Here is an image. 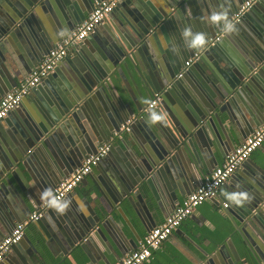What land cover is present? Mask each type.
<instances>
[{"label":"crops","instance_id":"1","mask_svg":"<svg viewBox=\"0 0 264 264\" xmlns=\"http://www.w3.org/2000/svg\"><path fill=\"white\" fill-rule=\"evenodd\" d=\"M42 2L44 4L41 7L37 6V13L34 15L39 25L37 28L32 23L26 25L25 21H12L0 4V30L5 31L4 39L9 38L5 47L0 48V97L15 87L28 73V68L21 64L22 60L31 62L29 60L31 57L35 61L31 64L40 63L49 49L71 32L65 28L66 26L63 28L64 23L66 21L73 23L78 14L86 18L93 7V0H85V7L82 0ZM146 4H149L151 10L159 6L156 0H124L122 5L115 7L105 23L114 26L118 20H127L128 17L131 19V22L127 20L130 25L140 24ZM130 15L132 17H129ZM193 20L187 14H183L182 19L178 21L168 24L161 22L159 25L164 28L150 36L148 42L151 46L144 50L145 55L150 57L156 55L155 63L159 62L161 66L171 60V56L176 59L182 57L180 65L183 67L185 58L193 52L189 48V45L195 42L191 29L195 24ZM3 25H7L9 30L1 29ZM103 25L104 23L97 26L77 47L70 50L39 84V88L31 89L18 107L0 121L1 169L5 168L7 159L19 154L16 153L17 144L21 148L25 147L24 155L29 159L19 164L20 173L15 175L16 178L9 175L8 182L0 180V239H2L9 234L13 227L12 223L18 222L17 219H25L35 210L39 197L49 195L55 184L70 174L52 179L47 174L48 164L59 162L64 168L63 164L72 167L74 160L79 159L76 151L80 153L79 157L81 156V144L84 143L81 132L76 135V140L71 136L73 138L71 149L74 153L72 161L64 162L60 154L53 149L52 143L49 145L40 143L33 147L26 144L30 131L35 133L37 129L41 133L44 130L45 124L44 119H41L40 107L45 104L51 113H56L62 108L67 110L72 106L75 108L72 101L77 102L84 92L86 93L84 90L87 84L94 82L93 86L96 85L99 75L103 73L105 76L103 82L107 88L101 86L102 91L99 95L92 88L94 93L90 94L94 111L101 112L100 121L105 124L103 125L108 135L96 134V138L100 137V140H97L98 145L107 141L111 130L120 120L135 117L130 131L113 141L105 157L73 191L62 201L48 206L37 221L25 227L19 244L22 251L27 255V239L40 237L42 252L48 264H115L121 257L133 251L151 228L160 225L205 176L223 163L227 153L264 121V102H252L254 98H250V94L237 95L231 98L225 110L227 113L225 111L219 113L217 117H213L212 123L206 119L201 124L196 148L201 161L199 166L196 167L182 153L170 156L167 168L159 175L154 177L152 173L151 176L142 175L144 170L147 172L148 165L156 164L163 153L162 150L170 151L169 145L175 142V137L168 129L161 111L174 120L175 115L179 116L180 120L183 118L187 120V114H192L194 109L202 106V103L197 105L194 102V105H191L192 95H188L186 106L181 108V103L174 99L178 92L173 94L168 92L171 100L168 101L164 96L166 92L147 89L144 82L150 83L151 78L142 61L140 66L144 77L130 63H127L126 67L122 64L115 65L112 62V53L101 46L107 31ZM76 26L77 24L74 27ZM240 27L220 41L222 48L216 55L222 60H224L222 56H225L243 61L238 38L241 37L244 25ZM12 31L18 35L13 34L12 38L8 35ZM176 38L182 40L183 45H180V41H175ZM185 46L188 51L183 52ZM226 67L234 72L231 66ZM193 72L191 77L183 75L182 78L185 85L190 86V91L192 89L195 96L201 99V91L194 86L193 81L194 77L201 75V70L195 67ZM10 87L12 88L9 89ZM155 93L160 96L157 108L137 118L141 109ZM83 122L88 124L86 117ZM72 126L71 130L66 129L68 135H72L70 131L79 127L74 119ZM61 145L63 147V143ZM94 147L96 148V144ZM256 167L264 171V142L221 186L216 199L207 200L197 206L143 264H258V260L251 257L244 261L245 254L242 253L235 226L226 210L221 208V202L228 203L227 210L232 205L229 195L234 188L230 187L231 183L233 187L240 185L241 179L238 177L244 176L249 169H257ZM122 176L131 181L142 180L143 200L135 196L131 190H128L130 200L126 198L125 186H122L120 180ZM144 177L149 180V185ZM227 185L230 190L226 188ZM61 208L63 211H58ZM259 213L257 217L264 224V210L260 209ZM9 214L13 217L10 218ZM86 226L91 228L88 229ZM253 226L256 230L253 228L251 232L254 240L261 245L259 252L264 258V227ZM80 231L85 232L82 237H86L87 240L74 245L70 235L75 236ZM24 244H27L26 248ZM16 252L17 249L13 254L9 252L6 255H10L13 260ZM5 259L6 257L0 264L5 263Z\"/></svg>","mask_w":264,"mask_h":264},{"label":"water","instance_id":"2","mask_svg":"<svg viewBox=\"0 0 264 264\" xmlns=\"http://www.w3.org/2000/svg\"><path fill=\"white\" fill-rule=\"evenodd\" d=\"M82 1L85 7V0ZM244 1L245 0H156L159 5L157 9L152 8L151 10L149 4L144 5L143 18L140 24L130 25L127 20L131 22V19L128 17L126 18L127 20H118L117 24L114 26L112 24H106V21L104 22L102 27L107 31L104 34L105 40L102 41L101 46L103 49L112 53V62L115 65L122 64L126 67L127 63H130L143 76L140 66L142 61L144 66L147 67L148 74L151 78L150 83H148L149 85L143 81L147 89L156 92H166L164 96L167 97L166 99H168V101H171L168 92L172 94L178 92L177 95H174L176 97L174 99H177L178 103H181V108L186 106L188 95H192L191 105H194V102L197 105L200 102L202 103V106L200 105V107L194 109L195 111L192 112V114H187V120L184 118L180 120V117L176 115L174 116L176 120H174L171 116L161 111V115L164 117L168 129L175 137V142L169 145L170 151L162 150L163 153L156 164L153 166L148 165L147 172L144 170L142 175L150 174L151 176V173L152 177L159 175L164 168H167L170 156L173 157L176 154L181 155L182 153H184L195 166H199L201 161L196 148L198 146V137H200L198 133L201 131V124L204 123V120L208 119L209 122L212 123L213 117H217L219 113L224 112L231 98L237 95H245V93L250 94L249 97L252 99L254 98L252 102H264V0L256 2L240 17L239 21L230 24L233 15ZM123 2L124 0L118 3L116 7L122 5ZM0 4L5 8L12 21H25L26 25L32 23L36 25V28L39 26L34 15L37 13V6L41 7L44 4L42 0H0ZM183 14H187L191 19H194L193 21L195 23L193 28L190 26L195 42L189 45L190 50L193 52L190 53L188 57L202 47L203 49L200 57L193 62L194 64L192 63L193 65L190 68L186 69V73L177 77L181 68L184 69V64L183 67L180 65L182 57L176 59L171 56V60L169 59L164 66H161L159 62L155 63L156 55L151 57L147 56L144 50L151 46L148 42L150 36H154V33H159V31L164 28L162 25H159L161 22L168 24L178 21L182 19ZM129 17H132V15ZM84 18L83 15L78 14L73 20V23L75 22L74 25L71 21H66L63 28L66 26L65 28L72 31L75 28L74 26L80 24L81 20L83 21ZM242 24L244 25V29L242 33L240 32L241 37L238 39L240 42L239 47L242 49L243 61H239L235 58H227L225 56H222L224 59L222 60L216 55L218 50L222 48L220 41L231 34L235 29L241 28L240 25ZM6 26L3 25L1 29H8ZM222 29H225L222 39L214 43V45H209V39L213 38L216 32ZM48 33L52 34L49 31ZM13 34L18 35L17 32L14 31L10 32L8 35L13 38ZM4 35H6L5 31L2 32V30H0V40L2 39L0 48H4L7 41H9V38H3L5 37ZM175 41H180V45H183V43H181L183 42L182 40L176 38ZM189 41H191V39ZM16 46L19 48L18 44H16ZM185 51H188L186 46L183 47V52ZM187 54H189V52ZM188 57L185 58V61ZM29 60L35 62L31 57ZM31 62L28 60L21 61L24 68H28V72L34 67V64L35 66L38 64H31ZM226 66H231L234 72ZM195 67L201 70V75L193 78L195 82L194 86H197L198 90L201 91V99L195 96L192 89L190 91V86L187 87L182 78L183 75H185L184 77H191V75L194 74L193 70ZM151 69L152 73L150 72ZM14 72L17 73L18 71L15 70ZM12 74L14 75V73ZM104 78L105 76L101 73L96 85L93 86L94 82L90 85H86L84 90L86 93L84 92V95L80 97L77 102L75 100L72 101L75 108L71 103V109L67 110L66 108H62L61 110L58 109L56 113H51L45 104L40 107V115L41 119H44L45 127L41 133L37 129L35 132L36 134L30 131L26 142L28 146L33 147L40 143L45 145L52 143L51 145L55 152L60 154V158L64 162H67V160H74V153L71 149L73 146V138L71 136L76 140V135L81 132L84 142L81 144V156L79 157L80 153L76 151L79 159L74 160L75 163L71 165L72 167L63 164L65 166L64 168L59 162L48 164L50 171L48 170L47 174H49L50 178L57 179L58 176L63 175L64 177L66 174L71 173L81 164L83 159L89 154H93L97 151L99 146L97 140H100V137L96 138V134H102L101 136L104 134L105 136L107 135V131L104 127L105 124L100 121L101 112L95 113L92 98H90V94L94 93L92 88H94V91L98 95L102 91L100 88L101 86H103L104 89L107 88L106 84L103 82ZM95 86H97V88ZM11 88L12 87L9 89ZM35 88L38 89L39 85ZM225 112L227 113V111ZM84 117H86L89 125L83 122ZM73 119L78 123L79 127L70 131L72 135H68L66 129H72ZM126 119L125 117L120 120L111 132L116 130ZM132 126L131 124L130 128H132ZM102 131H104V133ZM67 138L69 143L68 141L66 142ZM54 142L56 144H54ZM61 143H63V147ZM95 144L96 148L94 147ZM57 146L60 150H58ZM24 149L25 147L22 146L21 148L18 144L16 145V153L19 154L12 159H7L4 164V169L0 167V180L4 179L8 182L9 175L16 178L15 175L20 173L19 164H23L24 160L28 159V157L24 155ZM200 155L202 160H204V156L201 152ZM155 167L157 168L155 169ZM256 168L257 169L254 168L253 170L249 169V172L244 174V176L240 175V177H238V179H241V182H239L240 185L233 187L231 183L230 187L232 189L234 188L233 192L229 195L232 201V207L230 206L228 210L226 209V213L234 224L235 231L239 236L242 253L245 254L244 261H248L251 257L254 260H258V264H263L264 258L259 252L261 245L254 240V235L251 232L254 228L253 225H262L264 227V224L259 221L257 217L260 214L259 210H264V171L260 167ZM120 180L122 181V186H125L124 192H126L125 196L128 200H130L128 197V190H131L135 196L143 200L144 189L141 185L143 183L142 180L137 179L136 181H131V179H127L124 176H122ZM144 180L149 185V180L145 177ZM230 187L228 185L226 186L228 190H230ZM52 190L49 195H43L37 199V206L35 209L43 200L49 199ZM215 199L216 198H214V200ZM236 200H239L240 203H236ZM9 217L12 218L13 215L11 214ZM21 220L17 219V221ZM12 224V226H14L15 223ZM86 228L89 229L91 227L86 226ZM84 233L80 231L78 234H75V236L70 234L65 235H70L72 237V243L74 242V245H79L82 240H84V242L87 240L86 237H82ZM71 237L68 238L70 239ZM27 243L28 247L26 252L28 256L22 251L19 241L9 250L11 254H13L16 249L19 253L16 252L15 259L13 260L10 255H6V262L8 263V261H10L9 264H48L42 252L41 238L33 237L27 239ZM70 245L69 242V246ZM26 246L27 244H24V248H26ZM6 262L2 264H7Z\"/></svg>","mask_w":264,"mask_h":264},{"label":"built area","instance_id":"3","mask_svg":"<svg viewBox=\"0 0 264 264\" xmlns=\"http://www.w3.org/2000/svg\"><path fill=\"white\" fill-rule=\"evenodd\" d=\"M123 0H93V7L87 17L77 25L69 34L64 35L53 48L44 55L40 63L33 67L11 90L7 91L0 98V121L18 107L21 100L38 86L63 60L70 50L77 47L94 29L104 23L115 9L118 3ZM261 0H245L235 12L231 23L239 21L256 2ZM225 29L216 32L213 38L209 39V45L221 40ZM203 47L195 51L185 62L184 69L196 61L201 54ZM184 69L177 75L182 76ZM160 96L154 94L152 99L141 109L138 117L148 114L159 105ZM135 117L127 118L113 130L107 141L103 142L93 154H89L82 160L67 177L58 181L53 187L52 194L48 200H43L40 205L32 211L25 219L14 224L9 234L0 239V261L4 259L10 248L18 243L23 235L25 227L37 221L48 206L58 203L67 197L71 191L91 172L103 157L108 153L114 140L122 138L123 134L130 131V126ZM264 142V121L257 126L251 134L246 136L238 145L227 153L223 163L215 167L211 173L191 191L164 219V221L153 228L141 239L137 247L121 257L115 264H143L148 261L153 251L166 241L175 232L181 223L188 218L194 209L207 200L217 197L222 185L231 177L238 167L250 157V155ZM227 202H221V208L226 210ZM264 264V263H263Z\"/></svg>","mask_w":264,"mask_h":264},{"label":"clouds","instance_id":"4","mask_svg":"<svg viewBox=\"0 0 264 264\" xmlns=\"http://www.w3.org/2000/svg\"><path fill=\"white\" fill-rule=\"evenodd\" d=\"M236 203H240V201L239 200H236ZM58 211H63V208H61V209H58Z\"/></svg>","mask_w":264,"mask_h":264}]
</instances>
